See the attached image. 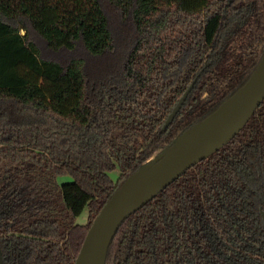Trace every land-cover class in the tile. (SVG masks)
Returning <instances> with one entry per match:
<instances>
[{
  "label": "trees",
  "instance_id": "1",
  "mask_svg": "<svg viewBox=\"0 0 264 264\" xmlns=\"http://www.w3.org/2000/svg\"><path fill=\"white\" fill-rule=\"evenodd\" d=\"M263 49L262 0H0L3 264H73L114 190L239 88ZM262 210L264 99L126 218L105 264H264Z\"/></svg>",
  "mask_w": 264,
  "mask_h": 264
},
{
  "label": "water",
  "instance_id": "2",
  "mask_svg": "<svg viewBox=\"0 0 264 264\" xmlns=\"http://www.w3.org/2000/svg\"><path fill=\"white\" fill-rule=\"evenodd\" d=\"M263 10H264V0ZM194 81L168 114L167 127L181 108ZM264 99V49L247 80L215 110L155 153L111 194L88 228L73 264H105L111 240L133 212L156 196L188 168L208 158L245 126ZM153 156V155H152ZM151 156V157H152ZM264 221V211H261ZM0 264H3L0 252Z\"/></svg>",
  "mask_w": 264,
  "mask_h": 264
},
{
  "label": "rangeland",
  "instance_id": "3",
  "mask_svg": "<svg viewBox=\"0 0 264 264\" xmlns=\"http://www.w3.org/2000/svg\"><path fill=\"white\" fill-rule=\"evenodd\" d=\"M114 11L111 9V8H109V14L111 15V18H112V29H115V30H117L118 29V31L119 32H121V31H123V28H122V26H121V24L118 22V18L116 19V15H114V13H113ZM114 15V16H113ZM124 38V37H123ZM80 50V49H79ZM82 51V50H81ZM79 53H81L82 54V52H79ZM47 54V53H46ZM46 56H48V57H57L56 55H51V54H47ZM62 57V56H61ZM154 156L155 155H153L152 157H150L149 158V161H151L153 158H154ZM110 176H111V178L113 179V180H115L116 178H117V176H118V170L117 169H114L113 171H111L110 173ZM58 180L60 181V182H64V181H69V180H71V178L68 176V175H61V176H59L58 177ZM86 217H87V209L85 208L84 210H83V212L77 217V219H76V221L78 222V223H84V222H86Z\"/></svg>",
  "mask_w": 264,
  "mask_h": 264
}]
</instances>
